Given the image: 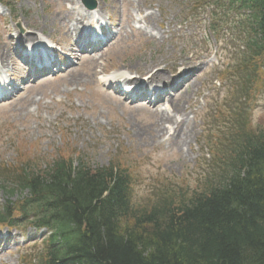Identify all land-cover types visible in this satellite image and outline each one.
I'll list each match as a JSON object with an SVG mask.
<instances>
[{
	"label": "rangeland",
	"instance_id": "obj_1",
	"mask_svg": "<svg viewBox=\"0 0 264 264\" xmlns=\"http://www.w3.org/2000/svg\"><path fill=\"white\" fill-rule=\"evenodd\" d=\"M94 1L97 8L92 12L84 0H6L5 5L0 4V51L17 36H36L48 48L56 49L54 54L61 64L52 75L37 73L27 78L34 69L21 59L22 51L29 47L26 44L18 54L12 53L5 68L0 66V78L21 88L14 99L0 102V167L29 163L33 169H45L59 157L84 161L92 168L121 164L131 172L135 203L156 199L153 196L167 182L178 189L194 188L209 165L208 143L216 135V111L234 87L229 75L219 82L220 74L229 64H237L241 43L231 31L215 36L209 15L197 8V0ZM65 8L72 14L89 16L80 27V40L84 39L80 44L76 34L66 33L71 18L63 14ZM146 16L154 19L151 27L144 21ZM19 26L25 34L20 33ZM101 38L109 39L104 48L98 40ZM90 39L100 47L91 46L82 52L81 45ZM94 48L97 53H92ZM70 51L74 55L65 57ZM93 54L100 58L95 79L77 88L70 86L66 70L87 75L92 68L88 56ZM195 58L200 63L197 74H193L197 77L189 78L188 92L181 96L189 124L186 144L180 139V131L157 124L154 111L136 107L131 94L124 95L112 88L115 85L110 86L111 78L119 75L144 80L138 75L139 69L154 62L173 78L177 76L172 70L176 64ZM184 81L175 79L174 84ZM177 88H165L171 101L179 98L174 95ZM148 94L146 106H150L152 93ZM243 106L251 110L254 126L261 123L264 91ZM151 107L160 113L169 108V115L175 116L170 100ZM160 130L165 135L156 141L153 138ZM19 196L10 200L16 202ZM7 199L8 194L0 187V211ZM45 238L46 231L26 222L12 229L0 228V264H34L33 252L40 250Z\"/></svg>",
	"mask_w": 264,
	"mask_h": 264
},
{
	"label": "trees",
	"instance_id": "obj_2",
	"mask_svg": "<svg viewBox=\"0 0 264 264\" xmlns=\"http://www.w3.org/2000/svg\"><path fill=\"white\" fill-rule=\"evenodd\" d=\"M195 4L210 9L212 33L231 31L241 43L237 64L220 77L234 87L216 111L206 173L194 188L167 182L145 204L135 203L121 164L59 157L45 169L1 166L9 199L0 227L49 231L34 264H264V118L254 126L243 106L264 91V0Z\"/></svg>",
	"mask_w": 264,
	"mask_h": 264
},
{
	"label": "bare ground",
	"instance_id": "obj_3",
	"mask_svg": "<svg viewBox=\"0 0 264 264\" xmlns=\"http://www.w3.org/2000/svg\"><path fill=\"white\" fill-rule=\"evenodd\" d=\"M73 11L65 8L63 11V14L68 15L71 20L70 22H68V24L66 25L65 29H66V33L67 34H76L78 36V43L80 44L83 40L81 39V35H82V31L80 30V27L83 23V20L89 19L88 14H72ZM144 21L146 22L148 27H151L154 19L152 16H146L144 18ZM142 34H145V30L141 29L140 31ZM20 33L23 35L24 33V29H21ZM121 35V34H119ZM116 38H114L113 40H116ZM112 40V41H113ZM9 43L8 45H6V50H2L0 51V66L2 68H5L8 64V62L12 59V53L13 54H18L19 50L21 48L24 49V46L26 44L29 45H33L34 43H36V41L38 42V37H34V36H30V35H25V36H17L15 40H8ZM41 42V40H39ZM16 42V44H14ZM89 43L86 42V44L84 45V48L88 47ZM96 53V52H94ZM89 59H91L92 62V68L95 65L94 69H90L88 70L89 73L87 75H82V76H78L74 69H68L65 72V77H67L69 79V85L71 83L70 86L77 88L78 85L80 84H88L89 82L93 81L97 75V71H96V65L98 62V58L97 59V54H93L90 57L88 56ZM45 60L41 59V62H44ZM197 64L199 63V58H195L191 61L188 62H182L180 64H176L174 67H176L175 69L172 68L173 72H175V75L177 74V76L170 78L168 76V74L165 72V69H161L160 68V63L158 62H154L149 66H145L143 68H140L139 70L141 72L138 73V75L140 77H144V80H142L139 77L136 78H126V77H121L117 79V82L119 81H123V82H127L130 83L129 86L131 87H135L134 90L132 91V93L134 92H138L141 93L140 98L137 100V104L136 107L138 108H145V109H149L151 111H154V114L157 116L156 118L158 119L157 124H160V126H164L165 124L170 125V131L175 128V131H180L181 133V141L186 144L188 142V140L190 139V134H189V124L187 122V120L185 119L186 117V111L185 108L182 106V99L181 96L184 93L188 92V85L191 84V79H193L192 77L194 76V78H196V75L193 74H197ZM183 67V68H181ZM178 70V71H177ZM191 78V79H189ZM179 81L180 79H184L186 81H184V84H178V88L175 91V97L179 96L178 99H174L173 101H171L172 99H169L168 95H165L163 98H158L157 100V106L160 107L164 102H167L170 100V102H172V109L170 107V109L172 110L173 113H175L174 117H171L169 115L170 110L165 109V111H163V113H160L158 108L153 110L152 104H150V106H146L144 103L146 102V99L148 98V95L145 94L143 92V90H145L146 88H148L149 86H158V87H166V86H172L174 84V81ZM174 89H176V87H173ZM108 96H110V94H107ZM118 100H120V97H116ZM155 106V104H154ZM158 126V125H157ZM155 127V126H154ZM162 133V134H160ZM164 133L163 130H160L159 132H157V135L153 138L154 140H159L161 138L164 137ZM172 139L169 138L168 141L170 142Z\"/></svg>",
	"mask_w": 264,
	"mask_h": 264
},
{
	"label": "water",
	"instance_id": "obj_4",
	"mask_svg": "<svg viewBox=\"0 0 264 264\" xmlns=\"http://www.w3.org/2000/svg\"><path fill=\"white\" fill-rule=\"evenodd\" d=\"M85 5L89 10H94L96 8V3L93 0H84Z\"/></svg>",
	"mask_w": 264,
	"mask_h": 264
}]
</instances>
